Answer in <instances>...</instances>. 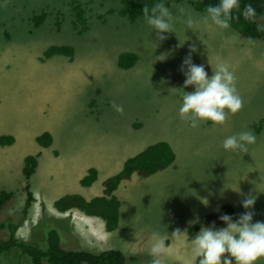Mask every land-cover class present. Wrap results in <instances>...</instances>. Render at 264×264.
<instances>
[{
	"label": "rangeland",
	"instance_id": "1",
	"mask_svg": "<svg viewBox=\"0 0 264 264\" xmlns=\"http://www.w3.org/2000/svg\"><path fill=\"white\" fill-rule=\"evenodd\" d=\"M74 1L86 23L74 16ZM202 1L161 0L173 14L174 32L159 41L143 16L131 22L119 13L120 0H0V137H13L0 145V191L13 194L0 223L17 224L15 238L46 248L54 230L62 248L119 250L123 264H151L149 251H141L150 250L153 233H163L166 244L173 241L163 264H188L183 258L192 256L191 244L174 238L188 218L228 204L238 216L252 211L253 222L264 221V37L247 39L231 25L206 23V10L194 5ZM42 13L36 25L33 17ZM193 43L192 62L204 64L209 76L223 62L235 77L242 107L223 124L202 121L193 128L180 118L182 97L193 91L183 86L187 66L181 70ZM51 45H66L71 53L45 57ZM122 52L136 54V62L121 68ZM242 131L252 132L256 142L248 152H226L223 140ZM44 132L52 138L48 146L37 141ZM152 141L174 148V165L121 181L107 196L119 202L116 219L55 207L68 195L85 201L103 196V182ZM27 156L35 159L28 178ZM91 168L97 177L87 186L81 179ZM26 186L33 198L24 213ZM249 196L256 200L246 210L241 202ZM106 222L114 225L107 230ZM9 235L0 228V239ZM18 255L2 256L1 264H15ZM19 261L30 264L23 256ZM255 264H264V257Z\"/></svg>",
	"mask_w": 264,
	"mask_h": 264
},
{
	"label": "clouds",
	"instance_id": "2",
	"mask_svg": "<svg viewBox=\"0 0 264 264\" xmlns=\"http://www.w3.org/2000/svg\"><path fill=\"white\" fill-rule=\"evenodd\" d=\"M196 3L194 2V5ZM240 0H220L217 5L206 9L205 22H211L221 29L230 26L234 9H238ZM143 19L155 33L159 41L167 39L166 33H173V14L163 2L156 3L151 10L143 9ZM255 9L246 5L242 15L245 20L255 16ZM189 29L193 27L191 19L186 20ZM182 45V44H181ZM197 52L195 43L190 45L189 53L183 60L181 70L186 65L188 71L184 73V87L191 85L193 91L185 92L179 108L180 118L190 127H197L199 122L223 124L226 116L235 114L242 107V99L236 92L235 77L227 63L218 62L211 76L205 70L204 64L192 62V53ZM118 111L122 109L118 108ZM256 142L255 135L250 131H242L223 140L222 148L226 152H248V145ZM239 192V189H234ZM256 197L244 199L242 207L251 209ZM207 204V200L203 201ZM252 211L241 213L234 221L224 214L220 220L226 227H202L191 240L193 261L198 264H255L258 258L264 257V221L253 222ZM167 252L165 238L159 233H153L149 254L153 257L151 264H163V256Z\"/></svg>",
	"mask_w": 264,
	"mask_h": 264
},
{
	"label": "trees",
	"instance_id": "3",
	"mask_svg": "<svg viewBox=\"0 0 264 264\" xmlns=\"http://www.w3.org/2000/svg\"><path fill=\"white\" fill-rule=\"evenodd\" d=\"M121 7L119 13L123 16H127L128 20L133 22L137 17L141 18L144 13L143 9L147 7L149 10L161 0H120ZM74 3V4H73ZM72 8L74 9V16L81 23H86L84 18V11L81 4L78 1H74ZM220 0H203L200 3H196L195 6L200 11H205L207 7L217 5ZM166 5V3H164ZM251 5L255 9V16L250 20H245L242 12L246 5ZM205 13V12H203ZM81 15L79 18L77 15ZM44 13L35 15L33 19L36 25H40L44 19ZM260 18L264 19V0H240V6L238 9H234L230 20V25L239 32L240 36L247 39H257L264 37V29L261 26ZM74 22V21H73ZM76 24V22H74ZM71 53V49L66 45H51L44 51L45 57L56 53ZM137 60V55L134 53L122 52L118 56V65L123 67L132 66ZM37 141L42 146H48L52 142L51 135L48 132H44L37 137ZM13 137L11 135L0 137V145L11 144ZM171 146L163 141L152 143L147 145L142 151L128 158L123 165V168L115 175L107 178L103 182L104 195L95 197L90 201H85L78 195H68L60 198L54 202L55 207L64 212L70 208H78L85 211L89 215L104 216L108 219H116L119 205L118 200L115 197L107 198L111 196L112 192L117 188L119 183L124 179H129L133 173H137L141 176H149L156 173L159 170H163L168 166L175 157ZM26 166L23 168V173L28 178L35 166V159L31 156L25 158ZM97 177V171L93 168L89 169L88 174L81 179V183L84 185H90ZM27 191V197L23 212L25 213L33 198L28 186L25 187ZM12 192L0 191V211L5 203L12 198ZM228 214L232 218L237 219L238 215L231 205L224 204L213 212L207 213L194 222L188 229V233L191 237H194L198 230L208 224L220 223V216ZM8 227L5 228L7 225ZM0 225L6 230H9V237L6 240L0 239V258L5 256L8 260L12 258L11 254L17 250L19 252L17 262L20 264V258H27L30 264H123L124 255L119 250L104 251L99 254L90 253L87 251H79L71 248H62L60 246V239L56 231H48L47 246L46 248L37 247L23 240L15 238V229L18 227L12 225L10 221L0 223ZM114 224L106 222V226L109 227ZM17 247V248H14ZM5 263V262H4ZM3 263V264H4ZM1 264V261H0ZM198 264V261L196 262Z\"/></svg>",
	"mask_w": 264,
	"mask_h": 264
},
{
	"label": "crops",
	"instance_id": "4",
	"mask_svg": "<svg viewBox=\"0 0 264 264\" xmlns=\"http://www.w3.org/2000/svg\"><path fill=\"white\" fill-rule=\"evenodd\" d=\"M167 142V141H166ZM151 143H153V141L152 142H149V143H147V144H145L144 146H142V147H140L138 150H136V151H134L132 154H135V153H137V152H139V151H141V150H143L147 145H149V144H151ZM170 145V144H169ZM173 148V147H172ZM173 152H174V148H173ZM131 154V155H132ZM175 154V153H174ZM175 158V157H174ZM175 160V159H174ZM172 165H174V161L168 166V167H166L165 169H168L170 166H172ZM165 169H163V170H165ZM160 171H162V170H159V171H157L156 173H158V172H160ZM155 173V174H156ZM134 174H137V173H133V175ZM137 175H139V174H137ZM153 175V174H152ZM152 175H149V176H152ZM149 176H144V177H149ZM236 180V179H235ZM123 181V180H122ZM118 186H120V183H119V185ZM117 189H118V187H117ZM116 189V190H117ZM116 190H114L113 192H115ZM212 204V202H208L207 204H206V206H210ZM214 208H216V207H213L212 209H214ZM211 209V210H212ZM197 210H199V209H197ZM199 216L200 215H197V216H195V217H190V218H188L187 220H186V222L183 224V225H181L182 227H181V229H180V227H179V230H178V233H177V235L174 237V238H176L175 240H177L178 242H181V243H183L184 241H187L188 243H190L191 242V240H189L188 238H187V236L185 235L186 234V231H187V229L197 220V219H199ZM233 220H236L235 218L233 219ZM215 226V228H223V227H226V225L224 224V222L223 221H221L220 223H212V224H208V225H204V227H212V226ZM203 227V226H202ZM201 227V228H202ZM200 228V229H201ZM200 229L198 230V232L200 231ZM197 232V233H198ZM159 235L160 236H162L163 237V233H159ZM186 236V237H185ZM148 245H151V240L149 241V244ZM167 245V250L169 249V248H172L173 247V241L172 242H170V241H168V243L166 244ZM143 251H149V249H147V250H142L141 252H143ZM138 253V252H137ZM176 256V255H175ZM183 260H185L188 264H190V262H192L193 261V259H192V256H187V258H183Z\"/></svg>",
	"mask_w": 264,
	"mask_h": 264
}]
</instances>
